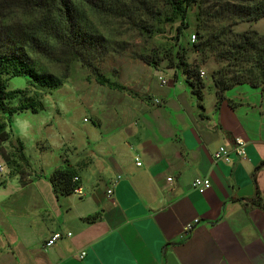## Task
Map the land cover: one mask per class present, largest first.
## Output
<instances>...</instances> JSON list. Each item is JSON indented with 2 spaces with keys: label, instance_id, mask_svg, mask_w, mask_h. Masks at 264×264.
Returning <instances> with one entry per match:
<instances>
[{
  "label": "crops",
  "instance_id": "obj_1",
  "mask_svg": "<svg viewBox=\"0 0 264 264\" xmlns=\"http://www.w3.org/2000/svg\"><path fill=\"white\" fill-rule=\"evenodd\" d=\"M152 70L126 76L105 110L87 108L92 124L59 112L46 146L2 144L13 151H0V264H264V92L242 82L218 101L210 77L200 101L181 69ZM220 146L233 163L215 160ZM65 161L82 194L54 191ZM197 176L211 180L204 193ZM56 231L72 235L46 246Z\"/></svg>",
  "mask_w": 264,
  "mask_h": 264
},
{
  "label": "trees",
  "instance_id": "obj_2",
  "mask_svg": "<svg viewBox=\"0 0 264 264\" xmlns=\"http://www.w3.org/2000/svg\"><path fill=\"white\" fill-rule=\"evenodd\" d=\"M192 5L198 6L193 51L212 53L224 63L211 75L218 101L225 90L242 82L264 92V34L253 28L234 29L241 22L264 18V0H0V145L9 138L6 128L12 125L14 114L46 107L40 92H31L29 87L10 89L11 78L25 76L42 90L62 84V77L39 66L40 56L54 58L62 53L68 62L91 67L100 84L126 88L106 77L95 63L108 54L110 40L97 32L92 14L126 19L147 28L146 21L154 23L164 17L185 21ZM186 51L169 59L183 71L202 101L205 82L201 68L188 61ZM142 58L157 67V61ZM76 174L67 161L60 164L49 177L54 191L58 195L73 193L78 184Z\"/></svg>",
  "mask_w": 264,
  "mask_h": 264
},
{
  "label": "rangeland",
  "instance_id": "obj_3",
  "mask_svg": "<svg viewBox=\"0 0 264 264\" xmlns=\"http://www.w3.org/2000/svg\"><path fill=\"white\" fill-rule=\"evenodd\" d=\"M197 10L198 6L192 5L183 22L178 17L170 20L164 17L154 23L146 21L147 28L136 22H128L126 19L92 14L91 18L97 32L110 40L108 54L102 61H95V63L106 77L122 84L126 76H131L133 72H139L143 76V73L150 67L152 71L177 68L175 62L169 58L186 49L188 61L199 64L205 72L204 79L210 78L212 72L222 68L224 63L217 60L212 53L204 55L193 51L191 36L195 33ZM185 22L188 25H185ZM250 28L264 34V18L257 22H241L234 26L235 31ZM142 56L157 61V67L147 64ZM38 64L47 72L62 77V84L42 90L31 85L25 76H15L9 81L10 89L29 87L31 92H40L46 104V107L38 112L28 109L14 114L12 125L6 128L9 137L14 134L15 137L25 140L28 151H33L31 141H38L39 146L42 144L46 146L47 143L42 138L56 135L59 112L65 115L70 122L74 121L75 125L80 126L83 122L92 124L91 114L87 108L105 110L110 94L114 90L107 85L100 84L91 67L79 61L68 62L62 53L54 58L40 56ZM62 105L70 108L62 110L60 107ZM84 117L87 121H83ZM3 143L0 145L2 151H13L7 145L5 149L2 146Z\"/></svg>",
  "mask_w": 264,
  "mask_h": 264
},
{
  "label": "built area",
  "instance_id": "obj_4",
  "mask_svg": "<svg viewBox=\"0 0 264 264\" xmlns=\"http://www.w3.org/2000/svg\"><path fill=\"white\" fill-rule=\"evenodd\" d=\"M192 42H195L197 39L196 33L192 34ZM204 70L201 69L200 71V76L204 77ZM159 79L161 81V84H167V79H165L163 76H159ZM156 102L158 103L159 100H156ZM233 151H235L238 156L240 158H247V150H246V141L241 138V137H237L234 141V147L232 149ZM231 150L227 149L225 146H220L214 153V158L216 161H224L226 163H233V159L230 155ZM136 163L137 165H141L142 162L140 160V157H136ZM5 170L4 165H0V172H3ZM172 177H168L167 180L168 181H172ZM79 177L75 176L74 177V181L78 182ZM212 183L209 177H205V176H197L196 178H194L192 180V186L198 190L200 193H204L205 191H207L210 187H211ZM74 192L78 193V194H82V189L80 185H77L74 188ZM113 196V190L110 188L108 190V197H112ZM199 219H195L193 222H190L188 224H186L184 226V231H183V236H187L189 233H191V231L194 229V227L196 226L197 223H199ZM63 235L66 236H71L72 233L71 232H67V233H62L60 231H56L54 233L51 234V236L46 240L45 245L50 247L52 245H54L56 243V241L60 238L63 237ZM85 255V252H81L80 257H83Z\"/></svg>",
  "mask_w": 264,
  "mask_h": 264
}]
</instances>
